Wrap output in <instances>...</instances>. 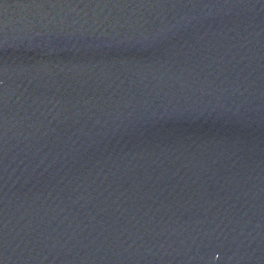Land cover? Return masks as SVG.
I'll return each instance as SVG.
<instances>
[{
  "label": "water",
  "instance_id": "1",
  "mask_svg": "<svg viewBox=\"0 0 264 264\" xmlns=\"http://www.w3.org/2000/svg\"><path fill=\"white\" fill-rule=\"evenodd\" d=\"M0 264H264V0H0Z\"/></svg>",
  "mask_w": 264,
  "mask_h": 264
}]
</instances>
